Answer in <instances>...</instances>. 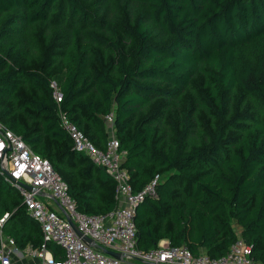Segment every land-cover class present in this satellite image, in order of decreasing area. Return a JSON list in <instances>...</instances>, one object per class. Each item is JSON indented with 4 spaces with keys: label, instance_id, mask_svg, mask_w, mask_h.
<instances>
[{
    "label": "trees",
    "instance_id": "trees-1",
    "mask_svg": "<svg viewBox=\"0 0 264 264\" xmlns=\"http://www.w3.org/2000/svg\"><path fill=\"white\" fill-rule=\"evenodd\" d=\"M60 114L100 150L112 114L133 192L160 177L135 210L139 250L166 240L219 258L235 224L264 264V0H0V122L49 161L79 212L114 210V181L73 150ZM5 215V238L41 248L0 176Z\"/></svg>",
    "mask_w": 264,
    "mask_h": 264
},
{
    "label": "built area",
    "instance_id": "built-area-1",
    "mask_svg": "<svg viewBox=\"0 0 264 264\" xmlns=\"http://www.w3.org/2000/svg\"><path fill=\"white\" fill-rule=\"evenodd\" d=\"M55 89L54 99L61 102V94ZM60 125L69 136L73 150L85 155L92 163L103 168L115 183V198L119 202L114 210L99 215L81 213L68 193L67 185L53 169L49 161L34 153L31 148L0 122V176L20 196L28 215L38 224L44 244L40 249H28L40 264H122L135 261L141 264H251V249L237 238L228 252L219 258L205 254L193 255L186 246L172 247L160 244L149 251L137 248L134 223L137 206L147 197H155L160 180L156 176L141 191L133 192L130 176L122 164L125 152L119 150L116 137L109 136L104 150L96 148L79 129L60 114ZM112 130L113 115L104 118ZM121 200L123 205H120ZM7 215L0 219V264H12L17 251L12 239L2 235L1 228ZM73 224L84 236L97 246L118 253L122 260L104 254L91 247L72 229ZM46 243L60 246L63 258L53 259Z\"/></svg>",
    "mask_w": 264,
    "mask_h": 264
},
{
    "label": "crops",
    "instance_id": "crops-1",
    "mask_svg": "<svg viewBox=\"0 0 264 264\" xmlns=\"http://www.w3.org/2000/svg\"><path fill=\"white\" fill-rule=\"evenodd\" d=\"M105 128H106V132L108 134V137L111 136V135L115 137L114 127L111 130L106 124ZM116 202H117V200H116ZM120 205H123V201L122 200H121ZM117 206H119V202H117L116 207ZM240 231L241 230L239 229V231L236 232L238 238H240ZM165 243H168V242L166 240H161L158 245L165 244ZM27 248H29V247H26V248H24L22 250L16 248L17 251L12 255V264H40V260L37 257L31 256L28 253V249ZM198 254L207 255L204 250H200V252ZM122 264H141V263L135 262V261H124Z\"/></svg>",
    "mask_w": 264,
    "mask_h": 264
},
{
    "label": "water",
    "instance_id": "water-1",
    "mask_svg": "<svg viewBox=\"0 0 264 264\" xmlns=\"http://www.w3.org/2000/svg\"><path fill=\"white\" fill-rule=\"evenodd\" d=\"M71 226H72V229L75 231V233H76V235L78 236V237H80V238H82V240L84 241V242H86L88 245H90L91 247H95V248H97V249H99V250H101L104 254H106V255H109V256H111V257H114V258H116V259H118V260H122V256L120 255V254H118V253H114V252H111V251H109V250H107V249H104V248H101V247H99V246H97L91 239H89V238H87V237H84L77 229H76V227L73 225V224H71Z\"/></svg>",
    "mask_w": 264,
    "mask_h": 264
},
{
    "label": "rangeland",
    "instance_id": "rangeland-1",
    "mask_svg": "<svg viewBox=\"0 0 264 264\" xmlns=\"http://www.w3.org/2000/svg\"><path fill=\"white\" fill-rule=\"evenodd\" d=\"M164 177H166V175H165V176H162L161 179H164ZM233 227H234V229H235V232H238L239 229H240V228H239L237 225H235V224H233Z\"/></svg>",
    "mask_w": 264,
    "mask_h": 264
}]
</instances>
